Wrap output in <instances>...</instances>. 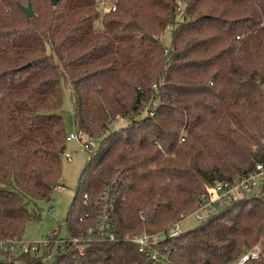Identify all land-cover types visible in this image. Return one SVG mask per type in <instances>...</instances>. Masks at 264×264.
<instances>
[{
	"label": "trees",
	"instance_id": "obj_1",
	"mask_svg": "<svg viewBox=\"0 0 264 264\" xmlns=\"http://www.w3.org/2000/svg\"><path fill=\"white\" fill-rule=\"evenodd\" d=\"M63 83L77 133L96 142L67 234L86 237L108 194L117 239L84 254L53 244V264H236L253 250L246 264H264V179L161 240L159 263L130 239L264 164V0H0V239L22 238L63 186Z\"/></svg>",
	"mask_w": 264,
	"mask_h": 264
},
{
	"label": "built area",
	"instance_id": "obj_2",
	"mask_svg": "<svg viewBox=\"0 0 264 264\" xmlns=\"http://www.w3.org/2000/svg\"><path fill=\"white\" fill-rule=\"evenodd\" d=\"M101 7L105 8V2H101ZM115 10L116 7L113 5L110 7ZM170 50H165V55H169ZM155 86V85H154ZM80 135L71 133L67 136V141L80 140ZM182 138L181 140H183ZM83 149L87 152L95 149V142L90 139H85L81 142ZM67 158H71V153H66ZM256 171L241 181L234 183H226L223 181H216L211 188H208L204 193L200 195L201 205L193 214L200 220L204 219L206 215H209L224 205L231 203L238 198L245 195L246 192L254 190L261 184L264 179V164L258 163L256 165ZM64 182H62V185ZM61 187V186H60ZM85 202L87 203L88 197L84 196ZM100 205L103 209L98 211V222L99 224L93 228L90 227L86 231V237L81 238L73 236L70 238H64L59 230L50 231L46 235L32 242H26L22 238L15 239H0V252L5 254L9 259L6 264H53L56 263L59 256L57 257L53 250L56 243H67L69 247L77 248L80 254H84V243L92 241H116L117 236L113 231V226L110 221V210H112L108 203L110 201L109 195H105ZM109 207V208H108ZM188 217V216H187ZM185 217V218H187ZM184 218V219H185ZM183 219V221H184ZM182 221V222H183ZM180 223L173 225L167 224L165 230L157 235H134L130 239L139 245L140 251L150 255L152 259L156 260L157 263L160 261V255L156 249V245L167 237H174L182 232ZM88 245V244H87ZM258 252L253 250L246 252L236 264H246L250 259L256 258ZM68 261L62 263L67 264Z\"/></svg>",
	"mask_w": 264,
	"mask_h": 264
},
{
	"label": "rangeland",
	"instance_id": "obj_3",
	"mask_svg": "<svg viewBox=\"0 0 264 264\" xmlns=\"http://www.w3.org/2000/svg\"><path fill=\"white\" fill-rule=\"evenodd\" d=\"M101 24V20H98L97 26L100 27ZM164 43L167 45L172 44V35L169 34V32L164 36ZM62 90L63 104L61 107V112L65 122L66 131L67 134L76 133L77 128L75 126L72 96L70 94L69 86L63 83ZM85 139L86 137L81 141H67L66 153H71L72 157L70 159L67 158L65 153L62 158L63 166L61 178L64 184L63 186L54 190L50 201L38 200L36 202L37 210L40 211L41 219H32L27 223L22 235V239L24 241H37L43 238L46 233L57 230L61 232V235L64 238H70L67 234V227L64 221L69 211L74 207L73 200L79 189V174L89 162L90 156L88 152L83 149L81 143ZM257 190L258 188H256L254 192H257ZM81 192V189H79V195ZM253 193H250V195ZM200 223L201 220L191 213L190 216L185 218L184 221L180 223V227L183 231H187L189 229L195 228ZM8 259L9 258L5 254L0 253V261L7 262Z\"/></svg>",
	"mask_w": 264,
	"mask_h": 264
},
{
	"label": "water",
	"instance_id": "obj_4",
	"mask_svg": "<svg viewBox=\"0 0 264 264\" xmlns=\"http://www.w3.org/2000/svg\"><path fill=\"white\" fill-rule=\"evenodd\" d=\"M52 3L56 4L57 0H52ZM23 10H24V12H25V14L27 15L28 18H32L35 15L34 10H33V8H32L30 3L27 6H24Z\"/></svg>",
	"mask_w": 264,
	"mask_h": 264
}]
</instances>
